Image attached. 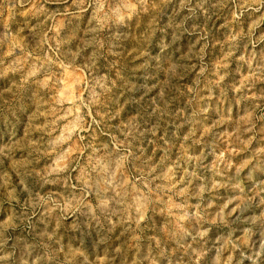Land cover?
<instances>
[{
    "label": "rangeland",
    "instance_id": "rangeland-1",
    "mask_svg": "<svg viewBox=\"0 0 264 264\" xmlns=\"http://www.w3.org/2000/svg\"><path fill=\"white\" fill-rule=\"evenodd\" d=\"M0 264H264V0H0Z\"/></svg>",
    "mask_w": 264,
    "mask_h": 264
}]
</instances>
